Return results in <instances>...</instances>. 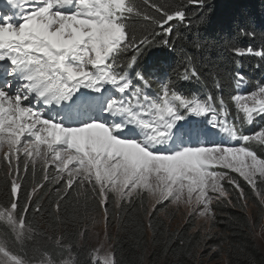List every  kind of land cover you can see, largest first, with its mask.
Here are the masks:
<instances>
[{
    "label": "trees",
    "instance_id": "16d2710c",
    "mask_svg": "<svg viewBox=\"0 0 264 264\" xmlns=\"http://www.w3.org/2000/svg\"><path fill=\"white\" fill-rule=\"evenodd\" d=\"M129 6L127 43L117 56L121 65L135 59L133 70L149 77L153 67L180 90L192 84L191 79L180 80L181 72L192 66L226 100L236 60L243 66L241 74L264 84V0H130ZM246 45L260 48L262 59L239 58L236 52ZM255 152L264 161V138ZM44 162L32 153L20 152L15 159L0 156V211L13 207L23 227L15 238L0 221V240L26 264L68 259L70 264H102L89 258L86 235L90 220L102 209L115 229L112 264H202L207 256L225 264H264L248 212L262 225L264 243V177L248 184L231 173L232 184H222L227 196L212 204L210 232L203 233L189 219L170 226L163 208H149L145 193L118 204L107 193L102 203L96 183H67L51 167L53 161Z\"/></svg>",
    "mask_w": 264,
    "mask_h": 264
},
{
    "label": "rangeland",
    "instance_id": "374dc122",
    "mask_svg": "<svg viewBox=\"0 0 264 264\" xmlns=\"http://www.w3.org/2000/svg\"><path fill=\"white\" fill-rule=\"evenodd\" d=\"M84 15L90 21L98 22L104 12L96 6L84 10ZM87 43L94 42L88 40ZM88 51L93 54L98 52L97 47L76 48L74 61L86 59ZM263 98L264 91L254 98L246 97L240 100V103L250 104L255 99ZM5 126L6 134L0 137L1 157L12 155L15 159L21 152V155L32 153V156L42 163L45 159L53 161L51 167H54L58 176L67 183L85 180L96 183L101 192L102 203L107 193L114 196L116 204L135 194L145 193L149 208L151 210L157 206L163 208L164 215L168 216L166 222L170 226L182 225L189 219L194 222L195 229L203 233L210 232L212 204L227 196L222 184H232L229 180L231 173L238 174L248 184H253L257 178L264 177V161L240 149L206 147L198 157L191 155L187 160L192 165L197 162V169L193 170L182 163H173L169 159L171 154L160 153L159 156L156 152L151 153L143 148L137 139L134 141L120 139L102 125L92 127L93 134L87 140L82 138L84 142L81 143V147L71 152H57L47 144L29 141L25 136H21L20 126L15 119L10 122L8 120ZM163 134L164 130L156 129L158 139ZM252 138L254 141L261 140L262 133L254 134ZM211 165L219 166L220 171L208 169ZM248 212L253 222L254 240L264 254L262 225L255 222L251 209H248ZM171 215L175 217L169 218ZM0 221L7 224L15 238L23 232L22 222L15 217L13 207L0 211ZM86 230L89 258L102 264H112V236L115 229L108 224L103 209L90 220ZM0 264L26 263L4 248L0 240ZM34 264L54 263L44 260ZM58 264H70V261L68 259ZM202 264H225V262L209 261L207 256Z\"/></svg>",
    "mask_w": 264,
    "mask_h": 264
}]
</instances>
